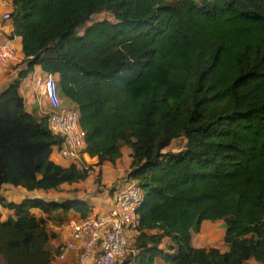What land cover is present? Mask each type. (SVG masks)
Masks as SVG:
<instances>
[{
	"label": "trees",
	"instance_id": "obj_1",
	"mask_svg": "<svg viewBox=\"0 0 264 264\" xmlns=\"http://www.w3.org/2000/svg\"><path fill=\"white\" fill-rule=\"evenodd\" d=\"M11 4V34L20 36L27 71L35 64L50 72L61 104L76 106L92 164L113 162L124 144L131 149L124 180L143 191L129 236L133 260L264 264V0ZM102 11L113 19L90 20ZM25 72L0 91V184L57 189L85 177L91 164L50 158L61 138L47 129L45 115L25 109L18 92ZM176 138L182 143L172 149ZM0 204L13 210L0 220L4 264L52 258L53 233L31 207L71 208L76 218L89 209L78 198L0 196ZM203 219H222L225 249L191 244Z\"/></svg>",
	"mask_w": 264,
	"mask_h": 264
},
{
	"label": "built area",
	"instance_id": "obj_2",
	"mask_svg": "<svg viewBox=\"0 0 264 264\" xmlns=\"http://www.w3.org/2000/svg\"><path fill=\"white\" fill-rule=\"evenodd\" d=\"M2 17H9L3 13ZM15 58V48L10 38H0V65ZM35 94L44 98L48 109L45 115L46 127L60 136L58 154L78 167L87 156L84 152V132L78 122V110L73 104H61L57 84L50 73L35 74L32 79ZM104 211H88L78 218L68 219V237L60 250L52 255L63 260L66 251L75 250L74 264H138L129 253V236L136 232L138 225L137 207L143 191L134 179L127 178L112 191Z\"/></svg>",
	"mask_w": 264,
	"mask_h": 264
},
{
	"label": "crops",
	"instance_id": "obj_3",
	"mask_svg": "<svg viewBox=\"0 0 264 264\" xmlns=\"http://www.w3.org/2000/svg\"><path fill=\"white\" fill-rule=\"evenodd\" d=\"M12 10L11 0H0V38L9 37L12 45L15 48V58L6 63L0 65V91H2L11 81L18 77L19 71L25 70V75L20 78L18 84V92L23 98L25 109L32 112L37 118L44 116L48 106L42 102V98H38L35 94L33 82L30 78L29 71H27L26 62L22 61V51L20 44V36L12 33L11 18L2 17L3 13H10ZM11 34V36H10ZM38 69L34 74H41L42 71L38 65H33L32 69ZM68 104H72L68 102ZM131 149L127 145L120 146V156H118L113 162L104 161L97 166L96 172L100 173L102 189L94 192V187H90L87 191L83 190L85 180L78 179L71 182H62L57 189L42 190L40 188H34L27 190L19 185H12L10 183L0 184V196L4 200L20 201L27 196H39L47 200L61 201L66 198H78L86 202L88 207L92 210L104 211L109 203L110 195L113 190L118 189L123 183L122 175L124 170H128L130 163ZM50 158L60 165H67L69 161L62 158L55 148H52ZM95 156H86L84 162L86 164L93 165ZM122 181V182H121ZM82 184V185H80ZM35 216H42L45 218V226L50 230L53 235L47 240V247L51 254L55 253L57 245L63 243L68 237L67 220L70 218H76L78 212L73 209H67L65 212L50 211L44 213L36 207L29 209ZM13 214V210L4 207L0 204V220H4L8 216ZM48 215V216H46ZM217 231L221 234V238L224 233L222 219L208 220L203 219L197 231H191L190 242L193 246L210 247L213 246V232ZM153 231V230H151ZM223 243V241H222ZM224 244V243H223ZM225 249V245H223ZM156 260V259H155ZM154 260V262H155ZM254 260L249 258L246 261ZM256 261V260H255ZM76 262L75 250L69 249L66 251V255L63 260L59 261L55 258H51L48 264H74Z\"/></svg>",
	"mask_w": 264,
	"mask_h": 264
},
{
	"label": "rangeland",
	"instance_id": "obj_4",
	"mask_svg": "<svg viewBox=\"0 0 264 264\" xmlns=\"http://www.w3.org/2000/svg\"><path fill=\"white\" fill-rule=\"evenodd\" d=\"M103 18H107V19H110L112 20L113 19V16L111 14V12L109 11H102V12H99V13H95L93 15H91L90 17V20H100V19H103ZM82 28H78V30L80 31ZM38 69H31L28 74H30V78L31 80L33 79V76L35 75L34 73H36ZM143 80L139 81V83H141ZM181 139L180 138H176L174 139L171 144L169 145L170 148L172 149H177L179 148V146L181 145ZM120 156V155H119ZM116 159V158H115ZM114 159V160H115ZM88 164H86L85 162H83V164L81 166H86ZM99 164H93L91 166L88 167V170H87V174L85 177L81 178V180H85V185L83 188V190L87 191V189H89L90 187H94V192L95 191H98L99 189H102V183H101V177H100V173L99 172H96V169H97V166ZM126 173V169L124 170V174L122 175V179H124V175ZM125 181V180H124ZM122 182V181H121ZM82 185V184H80ZM216 231L213 232V246L215 247H218L219 249H222L224 248V244L222 243V238H221V234L217 231V228H215ZM0 264H4L3 260L1 259V255H0ZM154 264H170V263H166V262H163L161 261L160 259H156ZM243 264H262L258 261H255V260H251V261H246V262H243Z\"/></svg>",
	"mask_w": 264,
	"mask_h": 264
}]
</instances>
